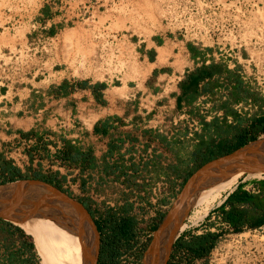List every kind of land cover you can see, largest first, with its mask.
Returning <instances> with one entry per match:
<instances>
[{
	"label": "crops",
	"instance_id": "1",
	"mask_svg": "<svg viewBox=\"0 0 264 264\" xmlns=\"http://www.w3.org/2000/svg\"><path fill=\"white\" fill-rule=\"evenodd\" d=\"M57 7L45 3L39 8V20L52 21L45 35L56 34L66 24ZM138 53L148 64V73L135 86L71 78L41 87L0 83V156L7 158L9 153L23 170L40 173L49 167L46 175L40 174L89 211L91 203L101 212L92 216L96 223L108 218L109 213L102 212H110L131 218L135 226L143 221L140 225L153 231L186 180L202 165L198 147L204 126H225L230 140L234 130H246L251 136L253 121L264 116V93L245 81L243 65L229 63L225 50L217 46L153 34L140 40ZM202 67L219 71L198 83L195 96L184 95L180 85ZM203 98L219 116L205 119L195 106ZM164 105L198 117L201 131L193 138L184 130L173 137L158 132L154 118ZM260 135L264 133L256 134L255 140ZM258 180L241 182L226 194L207 214V221L213 219L208 228L234 231L222 219L224 211L233 210L225 201L238 189L260 192ZM236 211L245 217L242 229L264 226L261 210L236 204ZM252 215L250 227L245 219ZM32 239L19 226L0 220V264H40ZM176 249L175 245L171 255ZM203 259L181 264H199Z\"/></svg>",
	"mask_w": 264,
	"mask_h": 264
},
{
	"label": "rangeland",
	"instance_id": "2",
	"mask_svg": "<svg viewBox=\"0 0 264 264\" xmlns=\"http://www.w3.org/2000/svg\"><path fill=\"white\" fill-rule=\"evenodd\" d=\"M45 3L57 5L67 18L56 34L45 35L52 21L39 20V8ZM153 34L241 52L242 64L255 77L253 88L258 90L263 84L259 77L264 74V0H0V83L41 87L71 78L135 86L148 73L138 45ZM7 159L14 160L9 153ZM48 170L45 167L40 173L46 175ZM256 179L262 178L242 176L238 184ZM88 206L91 215L98 217L101 212L89 202ZM194 210L189 208L182 218L186 224L183 234L187 238L207 231L218 234L216 244L199 264H264V229H209L213 219L207 221L206 215L192 220ZM140 224L135 226L129 248L120 247L123 253L115 264L145 263L152 236L145 238L143 231L148 227ZM174 253L175 258L185 257Z\"/></svg>",
	"mask_w": 264,
	"mask_h": 264
},
{
	"label": "water",
	"instance_id": "3",
	"mask_svg": "<svg viewBox=\"0 0 264 264\" xmlns=\"http://www.w3.org/2000/svg\"><path fill=\"white\" fill-rule=\"evenodd\" d=\"M256 141L258 140L250 141L205 162L190 175L153 232L145 264H167L175 241L174 233L186 213V205L191 196L217 181L225 170H238L264 162V147L251 145ZM9 184L12 189L0 198V220L10 222L16 217L48 216L55 219L73 216L77 218L80 227L71 225L74 228L72 230L78 232L82 238L86 249V264H98L100 232L90 211L83 203L42 180L20 179L5 183V186Z\"/></svg>",
	"mask_w": 264,
	"mask_h": 264
},
{
	"label": "trees",
	"instance_id": "4",
	"mask_svg": "<svg viewBox=\"0 0 264 264\" xmlns=\"http://www.w3.org/2000/svg\"><path fill=\"white\" fill-rule=\"evenodd\" d=\"M218 71L219 70L215 68L207 69L205 67L196 69L192 73V76H188L186 81L180 85L184 95L188 97L195 96L198 83L206 77H211ZM239 84L238 82V85ZM236 97H239V95ZM220 108L225 109L226 107L222 105ZM203 123L205 124L206 122ZM251 126V136L247 135L246 130H234L232 140L226 137L229 135V131L225 126H204V131L199 136L200 143L198 147L201 164L217 156L231 152L246 144L248 141L255 140L256 134L264 133V116L254 120ZM218 138L219 140H217ZM20 179H38L49 183L51 182L49 178L43 176L39 172H32L30 168L23 170L20 166L16 165L13 160L0 156V185ZM256 182L260 192L252 193L243 189H238L230 194L225 201L232 205L233 210L231 212L224 211L222 219L232 225L234 231L242 230L240 223L244 221L243 218H245L243 214L236 211V204L250 205L254 209L264 212V197H259L260 195L264 196V179ZM252 217L253 215L245 219L250 227L254 224ZM135 224L136 223L131 218L110 215H108V218L101 225L96 223L101 234L98 264H115V261H117V258L121 255L120 247L125 246V249L129 248V241L134 233ZM103 231L105 232V236L102 234ZM217 239L218 234L213 231L191 235L190 238L187 239L181 236L175 245L178 250L181 249L180 252H185V257L175 258L174 260V254V257H170L167 264H181V262L190 261L195 257H204L214 247Z\"/></svg>",
	"mask_w": 264,
	"mask_h": 264
},
{
	"label": "bare ground",
	"instance_id": "5",
	"mask_svg": "<svg viewBox=\"0 0 264 264\" xmlns=\"http://www.w3.org/2000/svg\"><path fill=\"white\" fill-rule=\"evenodd\" d=\"M251 145L264 147V137ZM242 176L264 178V162H258L238 170H225L219 175L217 181L191 196L186 205V212L189 208H195L192 220L203 218L211 208L219 205L226 194L237 186ZM11 189V184L0 186V198L7 195ZM10 222L19 226L33 238L36 252L42 264H86V249L82 238L78 232L72 230L73 226L80 227L77 218L73 216L56 217L55 219L48 216L16 217ZM185 228V222L179 223L174 237H177V233L179 234Z\"/></svg>",
	"mask_w": 264,
	"mask_h": 264
},
{
	"label": "built area",
	"instance_id": "6",
	"mask_svg": "<svg viewBox=\"0 0 264 264\" xmlns=\"http://www.w3.org/2000/svg\"><path fill=\"white\" fill-rule=\"evenodd\" d=\"M225 54L229 58V63L235 64H242L245 59L241 52H234L233 50H225ZM243 79L247 81L250 85H252V80L255 78L254 75H251V72H247L245 65H243L242 71ZM259 77V76H258ZM257 77V79H258ZM261 83L260 87L258 88L260 92L264 93V74L261 75ZM258 84L259 81H258ZM195 106L198 108L201 114H204L205 119L213 118L214 116H219L220 113L218 111L212 110L211 105L209 102L205 101V98L198 100L195 102ZM155 123L153 128H155L158 132L168 136L173 137L179 131L184 130L186 131V135L189 138H193L197 133H199L202 129V123L198 117L194 116L193 114L189 113L186 110H177L172 106L164 105V107L157 112L156 117L154 118ZM264 229V226L260 227ZM232 231V230H230ZM145 238H151L153 235L152 230H144ZM180 237L187 239V235L183 234V231L180 232ZM182 254L185 252L182 251Z\"/></svg>",
	"mask_w": 264,
	"mask_h": 264
},
{
	"label": "flooded vegetation",
	"instance_id": "7",
	"mask_svg": "<svg viewBox=\"0 0 264 264\" xmlns=\"http://www.w3.org/2000/svg\"><path fill=\"white\" fill-rule=\"evenodd\" d=\"M33 244H34V243H33ZM34 247H35V246H34ZM173 247H174V246L172 245V249H171V250H173ZM167 263H168V262H167Z\"/></svg>",
	"mask_w": 264,
	"mask_h": 264
}]
</instances>
